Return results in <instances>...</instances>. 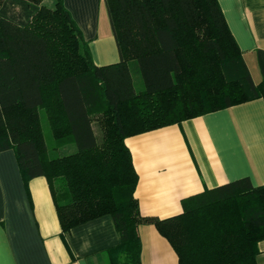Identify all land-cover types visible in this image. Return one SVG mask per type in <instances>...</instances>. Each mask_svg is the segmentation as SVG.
Listing matches in <instances>:
<instances>
[{
    "label": "trees",
    "instance_id": "obj_1",
    "mask_svg": "<svg viewBox=\"0 0 264 264\" xmlns=\"http://www.w3.org/2000/svg\"><path fill=\"white\" fill-rule=\"evenodd\" d=\"M103 3L120 60L96 66L62 0H0V152L14 151L25 184L47 180L62 234L111 217L119 242L106 251L110 264H141L137 227L145 222L177 264H257L264 185L238 179L183 200L180 215L142 218L124 142L264 97L217 0ZM69 145L73 152L49 156Z\"/></svg>",
    "mask_w": 264,
    "mask_h": 264
},
{
    "label": "crops",
    "instance_id": "obj_2",
    "mask_svg": "<svg viewBox=\"0 0 264 264\" xmlns=\"http://www.w3.org/2000/svg\"><path fill=\"white\" fill-rule=\"evenodd\" d=\"M62 2L93 63H118L103 0ZM217 2L254 84L264 87V0ZM124 142L137 174L140 216L175 217L183 212V200L204 190L242 178L254 187L264 185V97ZM69 147L68 153L75 150ZM137 234L141 264H177L175 251L153 224H140ZM118 242L110 216L62 234L47 180L37 177L25 184L14 151L0 152V264H110L106 251ZM257 249L256 263L264 264V240Z\"/></svg>",
    "mask_w": 264,
    "mask_h": 264
},
{
    "label": "rangeland",
    "instance_id": "obj_3",
    "mask_svg": "<svg viewBox=\"0 0 264 264\" xmlns=\"http://www.w3.org/2000/svg\"><path fill=\"white\" fill-rule=\"evenodd\" d=\"M47 3L51 4L50 1H46V5H47ZM132 78H133L134 89L137 92L142 91L144 88H143V84H142V81L140 79V76L136 73H132ZM39 115H40V121H41L43 136H44L46 144L48 145V147L50 149L52 139H51V135L49 132V128H48L44 113L42 111H39ZM95 131L97 132V135H98V127L96 125H95ZM69 148H70L69 146H65V147L57 149V150H50L49 156L54 158V157H60L63 155H67Z\"/></svg>",
    "mask_w": 264,
    "mask_h": 264
}]
</instances>
